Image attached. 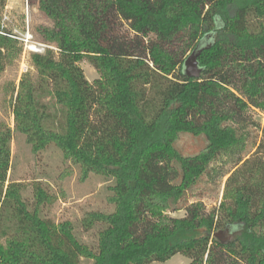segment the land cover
Listing matches in <instances>:
<instances>
[{"label":"trees","instance_id":"1","mask_svg":"<svg viewBox=\"0 0 264 264\" xmlns=\"http://www.w3.org/2000/svg\"><path fill=\"white\" fill-rule=\"evenodd\" d=\"M39 8L54 23L40 32L58 51L32 60L58 110L24 76L16 127L34 153L55 144L82 178H113L115 209L83 220L105 224L97 251L70 221L43 217L52 200L43 188L31 206L23 183L7 184L13 131L0 120V264H150L178 253L188 264H264V159L229 175L219 208L187 198L218 157L245 148L234 121L249 107L264 110V0H39ZM123 20L132 36H119ZM206 35L202 74L188 77L184 61ZM16 43L0 32V70ZM83 59L100 73L94 82ZM184 134L205 145L184 154ZM182 209L183 217L168 213Z\"/></svg>","mask_w":264,"mask_h":264},{"label":"rangeland","instance_id":"2","mask_svg":"<svg viewBox=\"0 0 264 264\" xmlns=\"http://www.w3.org/2000/svg\"><path fill=\"white\" fill-rule=\"evenodd\" d=\"M53 24V20L40 10L39 0H0V32L9 33L17 41L4 68L0 70V120L9 125L13 131L7 184L23 183L22 195L31 206L35 203L34 191L39 185L52 197L51 202L40 207L41 215L56 223L70 221L77 239L97 251L100 231L105 224L96 223L86 228L83 220L89 212L114 211L115 206L109 201L113 193L111 190L114 184L113 178L94 173L89 174L85 179L82 178L79 167L65 159L62 151L55 144H50L40 152L34 153L26 135L17 129L13 114L24 76L32 79L38 89V98L47 104L49 111L54 113L58 110L55 98L48 93L47 84L41 80L34 67L32 56L38 52L29 51L26 47L28 44L38 46L49 44L54 47L49 49L57 52L56 44L47 42L40 32L41 28L52 27ZM117 32L121 37L133 35L126 20L120 23ZM27 38H29L28 42H26ZM211 40L212 36L206 35L199 41L198 46L207 47ZM190 53L191 51L188 55ZM23 64L28 67V71L23 70ZM78 64L90 82L100 77V73L88 59H83ZM233 124L240 129L245 138V148L218 157L199 182L189 190L187 196L189 203L203 202L207 210L219 208L229 175L249 158L264 159V110L249 107ZM204 145L205 141L202 137L191 134L182 135L178 142L184 154H195ZM168 213L174 217H183L186 211L182 209ZM216 235L223 240L230 238L226 231L218 232ZM189 261V258L178 253L166 262L154 261L150 264H188ZM93 263L90 258L81 259V264Z\"/></svg>","mask_w":264,"mask_h":264},{"label":"water","instance_id":"3","mask_svg":"<svg viewBox=\"0 0 264 264\" xmlns=\"http://www.w3.org/2000/svg\"><path fill=\"white\" fill-rule=\"evenodd\" d=\"M204 47L197 46L184 61V74L188 77L199 78L202 74L203 68L199 64L198 57L200 56Z\"/></svg>","mask_w":264,"mask_h":264},{"label":"built area","instance_id":"4","mask_svg":"<svg viewBox=\"0 0 264 264\" xmlns=\"http://www.w3.org/2000/svg\"><path fill=\"white\" fill-rule=\"evenodd\" d=\"M28 41H29V38H27L26 42ZM26 47L29 49V51L38 52V53H44L46 49L54 48L53 46L49 44H40V46L36 44H28L26 45ZM23 70L25 72L28 71V67L25 64H23Z\"/></svg>","mask_w":264,"mask_h":264}]
</instances>
